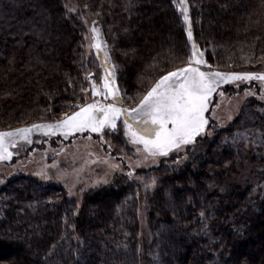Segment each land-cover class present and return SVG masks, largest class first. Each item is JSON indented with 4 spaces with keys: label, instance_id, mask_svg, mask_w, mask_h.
<instances>
[{
    "label": "trees",
    "instance_id": "trees-1",
    "mask_svg": "<svg viewBox=\"0 0 264 264\" xmlns=\"http://www.w3.org/2000/svg\"><path fill=\"white\" fill-rule=\"evenodd\" d=\"M63 2L0 0V130L55 120L86 101V29ZM79 3L98 17L124 104L187 63L186 28L172 0ZM188 6L211 68L264 71V0ZM230 130L199 137L184 164L176 154L138 171L157 178L145 207L151 244L141 240L137 184L128 175L90 191L81 206L63 187L12 177L0 188V264H264V189L228 184L239 176L235 155L219 144Z\"/></svg>",
    "mask_w": 264,
    "mask_h": 264
},
{
    "label": "rangeland",
    "instance_id": "rangeland-1",
    "mask_svg": "<svg viewBox=\"0 0 264 264\" xmlns=\"http://www.w3.org/2000/svg\"><path fill=\"white\" fill-rule=\"evenodd\" d=\"M63 1L68 12L83 22L86 33H89L93 21L96 22L102 32L98 17L90 14L79 3V0ZM183 23L187 35V24L184 21ZM188 42L191 54L192 42L189 40ZM87 43L88 41H85V45ZM84 56L85 64H87L86 71L88 70V73L93 74L92 78L97 82V85H102L101 78L104 75L103 52L101 51L97 55L95 49L89 50L85 47ZM111 64H114L112 59L106 66ZM201 67L202 70L206 71L237 72L209 69L206 65ZM116 73L115 68V84L118 85ZM256 73H264V71ZM87 88L90 89V81H88ZM231 89L235 92L229 93L228 91ZM249 90L255 95H246ZM221 91L224 93L223 96L219 94ZM84 95L85 103H91L94 99H102L99 96H92L90 90ZM262 96L264 93L261 92V82L255 79L222 84L220 89L210 98L209 110L205 113L209 120L207 130L197 137L198 139L209 136L213 139L222 133V130L231 128L219 143L225 150L232 152L236 158L234 168L236 169L235 172H239V176L231 179L228 184L242 189H252L254 194H257L259 188L264 189V180L259 179V173L263 172L264 174V98ZM124 105L134 107L135 103ZM77 110L78 107L75 111ZM71 113L65 112L52 121L32 122L17 126V128L38 123H53L64 119L66 114L71 115ZM117 125V130L105 129L103 139H101V134L92 133L87 129L67 135L63 132L45 135L42 132L33 131L31 144L23 140L18 141L14 147L10 148L13 153L12 158L0 160V188L14 176L32 177L45 184L63 187L67 192L68 199L81 206L83 197L87 193L98 188L111 186L118 176L128 175L131 171L133 174L130 177L137 184L135 196L139 201L140 237L144 244H151L153 237L147 220L148 211L145 207H147V195L151 194L157 185V183L152 185V180L154 178L157 182V178L154 174L139 177L137 176L138 171L157 169L164 159L176 154H184L189 146L196 144L197 139L194 144L183 146L179 152L173 150L168 156L155 158L149 156L145 159L146 153L136 151L137 147L142 149V145L129 143L128 138L124 135L122 121H117ZM209 127L210 130H208ZM17 128L0 131H11ZM118 134L122 135L123 142L117 139ZM187 158V155L184 154L181 159L177 160L176 165L184 164L187 162ZM113 165H119V167L114 168ZM146 184L151 186L145 187Z\"/></svg>",
    "mask_w": 264,
    "mask_h": 264
},
{
    "label": "snow or ice",
    "instance_id": "snow-or-ice-1",
    "mask_svg": "<svg viewBox=\"0 0 264 264\" xmlns=\"http://www.w3.org/2000/svg\"><path fill=\"white\" fill-rule=\"evenodd\" d=\"M172 2L182 14L183 21L187 24L188 40L192 42L191 54L183 67L160 76L134 107L125 106L120 89L115 84L116 65L106 66L111 59L107 42L103 40L100 28L93 21L89 29L90 34H84V40L88 41L85 47L89 50L95 49L97 55L103 52L104 75L101 78L102 85H97L92 78L93 74L86 73L85 79L90 81V89L82 88L81 91L90 90L92 96L102 99L78 105L77 111L71 115L66 114L64 119L53 123H38L11 131H0V160L12 158L10 148L18 141L23 140L31 144L33 131L45 135L57 132L67 135L87 129L92 133L101 134L103 139L105 129H118L117 121H122L124 135L129 143L142 145V149L137 147L136 151L146 153L145 159L149 156H168L173 150L179 152L183 146L194 144L197 137L206 132L209 120L205 113L209 110L210 98L222 84L255 79L261 82V92L264 93V73L202 70V65L208 66L209 69L211 65L204 58V51L200 50L193 40L188 0ZM219 94L224 95L222 91ZM248 94L255 95L250 90L246 92V95ZM132 174L131 171L128 173L129 176ZM155 183L153 178L152 185ZM149 186L151 185H145Z\"/></svg>",
    "mask_w": 264,
    "mask_h": 264
}]
</instances>
